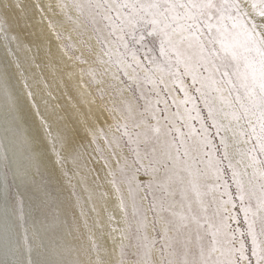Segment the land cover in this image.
<instances>
[{
  "label": "snow or ice",
  "instance_id": "6c2138e0",
  "mask_svg": "<svg viewBox=\"0 0 264 264\" xmlns=\"http://www.w3.org/2000/svg\"><path fill=\"white\" fill-rule=\"evenodd\" d=\"M0 264H264V0H0Z\"/></svg>",
  "mask_w": 264,
  "mask_h": 264
}]
</instances>
